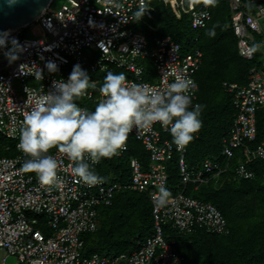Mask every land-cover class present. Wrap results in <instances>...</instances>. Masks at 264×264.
<instances>
[{"label": "built area", "instance_id": "built-area-1", "mask_svg": "<svg viewBox=\"0 0 264 264\" xmlns=\"http://www.w3.org/2000/svg\"><path fill=\"white\" fill-rule=\"evenodd\" d=\"M166 1L176 9L183 8V0ZM229 1L239 53L252 59L256 54L252 50L254 35L261 37V45L264 37V2ZM117 2L122 7H114L109 0H65L53 12L49 10L50 4L32 23L42 28L46 38L25 37L24 28L10 30L7 47L0 48V136L10 142L3 146L4 151L12 148L16 151L14 156H0V264H12L9 262L11 257L15 258L16 264H181L183 259L175 249V242L165 239L166 228L180 234L197 228L208 232L225 230L226 219L218 208L186 194L185 188L189 184L196 188L209 176L218 177L227 165L222 168L219 163L206 159L201 165L190 167L186 149H177L171 138L164 137L163 134H170L158 123L147 131L133 130L126 148L117 155L121 157L128 152L132 138L139 140L149 154L146 165L138 157L129 159L131 175L127 182L104 180L95 186L85 185L72 174L71 162L56 148L49 154L63 162L58 170V184L42 185L34 173L22 170L28 159L17 148L22 114L30 111L40 95L51 90L54 80L67 81L73 67L84 63L85 51L90 58L87 66L91 73L115 65L132 74L127 78L129 82L148 84L161 91L176 76H184L196 84L195 98L198 90L195 75L202 63V52L196 49L183 53L181 45L171 37L149 41L145 34L134 28L133 14L139 10L140 0ZM146 2L149 8V0ZM189 11L195 28L205 27L212 18L211 6H205L203 0L197 5L191 2ZM13 39L21 50L18 59L10 62L5 53L13 47ZM145 59L153 63L157 74L153 80L144 78L146 66L142 60ZM49 62L58 68H66L67 72H49L46 67ZM39 71L43 79L39 77ZM16 81L18 86H15ZM93 81L97 82V89H89L83 98L97 102L99 83ZM229 90L234 92L237 112L228 137L224 139L222 152L229 159L236 149H241L248 159L246 162L257 158L264 161V142L253 149L246 143L256 140L257 109L264 108V60L258 68L249 71L247 84H231ZM175 157L184 190L170 191L167 206L158 207L153 197L159 188L168 187L166 161ZM246 162L240 161L234 167L238 178L255 176ZM125 188L148 193L154 223L151 234L139 240L138 248L130 252L84 254L82 236L97 229L98 208L110 205L115 193ZM46 216H49L47 222L44 221ZM41 226L47 232L51 229L52 233L46 235Z\"/></svg>", "mask_w": 264, "mask_h": 264}, {"label": "trees", "instance_id": "trees-1", "mask_svg": "<svg viewBox=\"0 0 264 264\" xmlns=\"http://www.w3.org/2000/svg\"><path fill=\"white\" fill-rule=\"evenodd\" d=\"M191 0H183V8L176 9L166 0H149V10L141 19L134 22V28L145 34L149 41L154 38L171 37L181 45L183 53L192 49L203 54L202 63L195 75L198 90L193 101L204 105L202 128L195 139L185 147L186 161L190 167L201 165L206 159L219 163L225 172L218 177L209 176L195 188L187 185L185 193L204 203H212L226 219L223 232H208L197 228L190 233H181L175 243L177 253L182 257L181 264H264V161L248 159L241 149H236L232 158L223 154L224 139L232 126L237 108L231 84L245 85L249 71L261 64V55L256 51L252 59L241 56L238 40L232 27V9L229 0H218L211 6L212 18L203 28H195L189 11ZM248 4L264 0H244ZM200 0H195V5ZM214 29L215 35L206 32ZM194 47V48H193ZM146 66L144 78L153 80V63L142 60ZM88 61L84 69L91 81L99 86L107 72H123L127 78L132 74L123 68L110 65L105 71L91 73ZM78 104L93 110L96 102L81 98ZM166 138L170 135L163 134ZM6 139L0 136V156H14L12 148L4 151ZM264 142V108L257 109V138L246 142L252 149ZM9 144V143H8ZM138 157L144 165L149 154L139 140L129 139V150L123 156L101 159L94 170L107 182H124L130 179L129 159ZM240 161L254 171L250 179L238 178L234 167ZM169 174L167 189L172 193L184 190L181 184L176 157L166 161ZM152 203L147 192L120 189L110 205L98 208V227L93 232L83 234L84 254L98 253L104 244L117 246L114 253L130 252L138 248V241L145 239L153 228ZM45 232V227L41 226ZM47 235V233H46ZM100 253V252H99Z\"/></svg>", "mask_w": 264, "mask_h": 264}, {"label": "clouds", "instance_id": "clouds-1", "mask_svg": "<svg viewBox=\"0 0 264 264\" xmlns=\"http://www.w3.org/2000/svg\"><path fill=\"white\" fill-rule=\"evenodd\" d=\"M15 0H10V4ZM114 7H122L117 0H109ZM205 6H216L218 0H203ZM248 5H246L247 7ZM146 0H140L134 20L142 18L148 11ZM214 36V29L206 32ZM7 34L0 35V48L7 47ZM13 47L5 53L9 61L18 59L20 46L13 39ZM261 45L254 43L252 50L259 51ZM49 72L57 66L49 62ZM38 75L43 79L42 73ZM196 84L184 76H176L163 91L148 84L129 82L123 72H107L99 86L100 98L93 110L81 107L77 100L97 89V82L89 79L88 73L75 65L67 81L54 80L52 88L40 95L30 111L24 112L19 122L17 148L28 159L22 170L34 173L42 185L59 183L58 170L62 161L50 155L56 148L71 162V172L83 184L95 186L104 182L93 168L101 159H111L126 148L129 134L147 131L160 124L169 132L172 143L183 150L202 128L204 105L193 103ZM171 192L159 188L153 197L158 207L167 206Z\"/></svg>", "mask_w": 264, "mask_h": 264}, {"label": "water", "instance_id": "water-1", "mask_svg": "<svg viewBox=\"0 0 264 264\" xmlns=\"http://www.w3.org/2000/svg\"><path fill=\"white\" fill-rule=\"evenodd\" d=\"M53 0H0V35L7 30H18L32 24L49 7Z\"/></svg>", "mask_w": 264, "mask_h": 264}, {"label": "rangeland", "instance_id": "rangeland-1", "mask_svg": "<svg viewBox=\"0 0 264 264\" xmlns=\"http://www.w3.org/2000/svg\"><path fill=\"white\" fill-rule=\"evenodd\" d=\"M194 1L195 0H191L190 3L191 2H194ZM64 2H65V0H53L51 6L49 8V10L52 11V12L58 10L62 6V4ZM23 32H24V36L25 37H28V38H41V37L42 38H46V35H45L44 31L36 23L31 24L28 27H25L23 29ZM263 40H264V37L262 36V45H264V41ZM252 42H253V44L254 43H261V37L258 36V35H256V36L254 35V38H253ZM191 51H194V49H192ZM258 52L260 54L262 53L261 60L263 61L264 60V47H261V49ZM88 56H89L88 55V52L85 51L84 52V59L86 61H89L90 60V58ZM61 71L65 73V72H67V69L66 68H58L57 67V71H55V73H58V72H61ZM156 77H157V74L153 71V74L151 75V78L152 79H155ZM18 85H19V82L16 81L15 82V86H18ZM5 142L10 143L8 140H6ZM45 218H46V220H44V221L47 222L49 220V216H46ZM51 233H52V230L49 229V231L47 232V235H50ZM179 235H180V233L178 231H173L170 227H168V228L165 229V239L168 242H171V241H173L175 243L178 242ZM116 247L117 246L113 245L112 243H110V244L109 243L108 244H104L103 248H101V249L98 250V253L100 252L99 254H103V255L106 252L107 253H114L115 250H117ZM105 255H110V254H105ZM9 262L12 263V264H16V260H15L14 257H11L9 259Z\"/></svg>", "mask_w": 264, "mask_h": 264}, {"label": "bare ground", "instance_id": "bare-ground-1", "mask_svg": "<svg viewBox=\"0 0 264 264\" xmlns=\"http://www.w3.org/2000/svg\"><path fill=\"white\" fill-rule=\"evenodd\" d=\"M8 31H10V29L7 30V33H8ZM7 33H6V34H7Z\"/></svg>", "mask_w": 264, "mask_h": 264}, {"label": "crops", "instance_id": "crops-1", "mask_svg": "<svg viewBox=\"0 0 264 264\" xmlns=\"http://www.w3.org/2000/svg\"><path fill=\"white\" fill-rule=\"evenodd\" d=\"M130 78V77H129ZM115 182H117V181H115Z\"/></svg>", "mask_w": 264, "mask_h": 264}]
</instances>
